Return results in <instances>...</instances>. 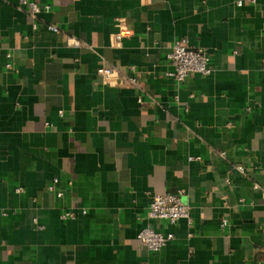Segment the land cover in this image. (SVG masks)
I'll use <instances>...</instances> for the list:
<instances>
[{"label":"crops","instance_id":"crops-1","mask_svg":"<svg viewBox=\"0 0 264 264\" xmlns=\"http://www.w3.org/2000/svg\"><path fill=\"white\" fill-rule=\"evenodd\" d=\"M34 1L0 0V264H264V0ZM177 37L209 73L168 74Z\"/></svg>","mask_w":264,"mask_h":264},{"label":"built area","instance_id":"built-area-1","mask_svg":"<svg viewBox=\"0 0 264 264\" xmlns=\"http://www.w3.org/2000/svg\"><path fill=\"white\" fill-rule=\"evenodd\" d=\"M254 1V0H251ZM20 4L27 10V12L35 16L41 9L38 2L34 0H19ZM237 5H242L244 0H235ZM122 27H123V22ZM36 23L34 24V26ZM48 28L57 30L55 24H48ZM123 33L118 31L114 34L116 41L120 40ZM68 43L77 44L76 38L70 37ZM167 61L171 64L172 69L168 71V74L172 75L177 82L185 80V78L192 73L207 74L211 70L210 66V54L203 47L190 46L184 37H177L173 40L170 49L166 53ZM9 67L11 64L7 62L5 64ZM97 72L103 76L104 79L110 80L116 74L117 70L110 66H99ZM191 158L197 156H190ZM57 178L54 177L52 182L48 184L49 188H54ZM20 188L17 187V190ZM60 191L57 194L60 195ZM75 213L66 210L62 212L61 217L66 218L74 216ZM147 216L152 219H165L169 222H174L180 217L189 218V206L183 202L177 194L171 192H157L152 194L147 210ZM225 219L222 220V224ZM138 240L151 250H157L163 246L168 240L173 237L171 231L161 232L156 230L151 225H145L137 232Z\"/></svg>","mask_w":264,"mask_h":264}]
</instances>
